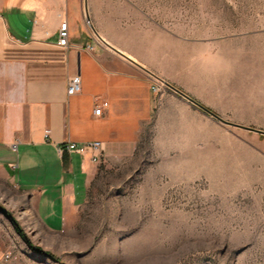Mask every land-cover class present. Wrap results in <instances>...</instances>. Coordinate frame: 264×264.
Segmentation results:
<instances>
[{
    "label": "rangeland",
    "instance_id": "374dc122",
    "mask_svg": "<svg viewBox=\"0 0 264 264\" xmlns=\"http://www.w3.org/2000/svg\"><path fill=\"white\" fill-rule=\"evenodd\" d=\"M123 1L165 81L151 118L62 229L1 195L0 262L264 264V0Z\"/></svg>",
    "mask_w": 264,
    "mask_h": 264
},
{
    "label": "crops",
    "instance_id": "0c3cea01",
    "mask_svg": "<svg viewBox=\"0 0 264 264\" xmlns=\"http://www.w3.org/2000/svg\"><path fill=\"white\" fill-rule=\"evenodd\" d=\"M125 5L0 0V196H26L44 228L68 224L95 175L135 150L151 118L153 57L147 38L135 36V9ZM63 20L68 45L57 42ZM77 74L81 88L68 94ZM92 140L104 142L98 162L59 149Z\"/></svg>",
    "mask_w": 264,
    "mask_h": 264
},
{
    "label": "built area",
    "instance_id": "2783aa9c",
    "mask_svg": "<svg viewBox=\"0 0 264 264\" xmlns=\"http://www.w3.org/2000/svg\"><path fill=\"white\" fill-rule=\"evenodd\" d=\"M87 22L90 24V19L86 18ZM69 34H68V22L67 20H63L59 26L58 32V40L57 42L61 45H68L69 43ZM90 49H93L94 46L88 45ZM154 74L150 75V82H151V89L155 92H158L163 82H165L162 78L153 76ZM81 88V76L74 75L68 81L67 93L73 94L79 91ZM107 104V101H104L100 104L97 108H95V112L100 113L103 105ZM61 152L68 151V152H76L81 155H88L92 162H98L101 159V155L104 151V142L101 140H92L86 142H74L68 141L59 146ZM0 264H12L11 262V252H7L2 262ZM20 264H32L29 262H22Z\"/></svg>",
    "mask_w": 264,
    "mask_h": 264
},
{
    "label": "water",
    "instance_id": "95a60500",
    "mask_svg": "<svg viewBox=\"0 0 264 264\" xmlns=\"http://www.w3.org/2000/svg\"><path fill=\"white\" fill-rule=\"evenodd\" d=\"M169 86L173 87L174 89H176L177 91H179L176 87H174L173 85H171L169 82H166ZM214 114V113H213ZM216 115V114H215ZM261 131V130H260Z\"/></svg>",
    "mask_w": 264,
    "mask_h": 264
},
{
    "label": "bare ground",
    "instance_id": "6f19581e",
    "mask_svg": "<svg viewBox=\"0 0 264 264\" xmlns=\"http://www.w3.org/2000/svg\"><path fill=\"white\" fill-rule=\"evenodd\" d=\"M29 263H32V264H35L34 262H32V261H28Z\"/></svg>",
    "mask_w": 264,
    "mask_h": 264
}]
</instances>
